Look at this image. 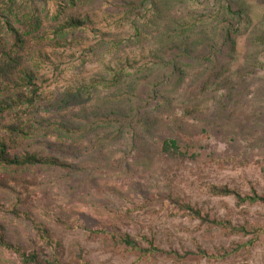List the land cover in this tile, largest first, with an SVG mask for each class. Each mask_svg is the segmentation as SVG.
Returning a JSON list of instances; mask_svg holds the SVG:
<instances>
[{
  "label": "rangeland",
  "instance_id": "rangeland-1",
  "mask_svg": "<svg viewBox=\"0 0 264 264\" xmlns=\"http://www.w3.org/2000/svg\"><path fill=\"white\" fill-rule=\"evenodd\" d=\"M9 1L0 0V12ZM151 1L158 13L152 12ZM108 4L109 0L34 1L35 12L49 25L67 14L89 17L84 36L93 39L96 50L84 63L67 68L54 84L52 104L40 116L48 133L35 134L29 141L72 145L70 156L67 148L39 146L40 152L65 161L92 158L79 174L37 169L29 175L31 186L22 202H14V194L0 188L5 238L27 250L35 246L34 228L3 210L15 205L45 224L66 264H264V202L240 204L233 194L210 189L224 185L243 195L256 191L264 196V0H145L142 5L150 6V12L136 17L140 29L124 19L114 43L90 36V28L112 26L106 20ZM228 4L240 11V18L226 13ZM57 11L61 12L53 19L50 14ZM152 15L156 17L149 22ZM196 15L205 22L185 30V23ZM228 22L239 29L232 34L231 48L219 36ZM207 40L206 47L202 42ZM152 47L172 64L134 73L142 62H149ZM117 63L131 65V76L119 87H108L100 78L106 79L107 66ZM176 67L182 69L180 75ZM209 68L221 73L207 76ZM210 76L213 82L202 88ZM92 80L95 84L88 85ZM68 86L70 98L55 107ZM110 114H124V121L132 125L118 132V123L93 125L96 115ZM142 117L147 130L139 125ZM60 124L79 131L60 132ZM96 139L98 146L80 155L78 146L91 147ZM172 199L188 202L212 218L243 225L247 232H229L201 221ZM126 233L142 248L149 247L148 238L160 250H134L120 240ZM198 248L208 255L198 253ZM170 250L191 254L176 258L164 253ZM223 250L231 252L209 256ZM0 264L21 263L14 252L0 247Z\"/></svg>",
  "mask_w": 264,
  "mask_h": 264
},
{
  "label": "trees",
  "instance_id": "trees-1",
  "mask_svg": "<svg viewBox=\"0 0 264 264\" xmlns=\"http://www.w3.org/2000/svg\"><path fill=\"white\" fill-rule=\"evenodd\" d=\"M34 1L36 0H10L8 3L4 2L5 11L0 12V174L2 177H0V188L12 192L15 198L14 202L23 201V196L29 189V186H31L28 180L29 175L37 169L59 168L61 170H68L69 173L79 174L87 169L88 162L92 158L89 157L78 162L65 161L54 154L50 155L49 153L39 151V146L45 147L46 145L47 147L48 143L45 144L43 142L42 144L39 141H29L35 134L48 133V127L41 121L40 116L43 114V110H47L48 106L52 104H49V102L54 96L52 91L54 84L59 79H63L62 76L67 71V68L84 63L89 55L95 54L96 50V45L92 44L93 39L88 38V35L84 36L86 24L87 22H91L87 21L89 17L83 20L67 14L59 19L55 25H49L45 18H41L35 12ZM41 1L46 2V0ZM190 1L195 2L197 0ZM144 2L145 0H109L108 5L111 11H106V20H110L113 23L112 26H107L105 29L90 28V36L93 35L94 38L99 36L102 42L107 40V43H109L108 41L114 43L113 40L117 33L123 31L122 21L124 19L132 21L133 25L137 29H140L138 25L140 18H136L140 13L145 14V12H150L148 9L150 6L153 8V13L159 12L152 1L150 6L147 7L142 5ZM225 11L237 18L241 16L240 11L233 10L229 4L226 5ZM60 12L57 11L50 15L53 19H56ZM154 16L156 17V15L149 17V22ZM44 17L46 16L44 15ZM193 18H191V21L185 23L183 27L185 30H188L191 26H195L197 22L199 24L205 22L203 17L198 18L197 16L195 20ZM228 24L227 27L222 26L219 36L221 37V42L229 44L231 48L233 44L232 34L239 31V29H236L231 22H228ZM196 35L197 33L193 36ZM136 39L139 38L136 37ZM202 43L207 47L208 40ZM27 44H30V48ZM167 48H170V45ZM185 50L188 51L187 45ZM150 52L149 62L146 65H143L145 63L142 62V66L133 70L134 73H138L139 70L141 72L145 69H153L159 65L165 67L168 64H172L170 61L167 62L162 59L161 50L152 47ZM158 58H161L162 61H159ZM144 59L147 60V58ZM151 63L153 66L146 67ZM130 67L131 65L123 63L107 66V78H100V80L108 87H119V84L131 76V73L128 71ZM173 68L172 66L168 72H171ZM176 70L178 71V75H180L182 69L176 67ZM214 70L213 68L207 69V76L211 73H213V76H215L216 72H218L217 74L221 73L219 70ZM212 77L210 76L201 87L205 88L208 82H213L211 80ZM133 78L137 81L138 78L141 79L137 76ZM93 84L95 83L92 80L88 85ZM243 86L245 87L246 85ZM69 88L70 86L66 88V93L58 101L56 100L55 107H59L61 103L70 98L72 92ZM77 88H80V86ZM124 119H127V116H124V114L96 115L92 122L93 125L99 127H109L118 123L115 127V130L118 132L125 125H132V123L124 121ZM139 125L144 126L146 130L149 128L147 120L143 117L140 119ZM58 130L70 135L79 131L75 127H67L61 124ZM94 141H91V147H79V145L80 155L92 152L94 148L92 145L98 146L100 139ZM48 146L53 151H66L67 148L66 154H69V156L72 154L70 150L73 152L72 145L49 143ZM210 189L215 194H233L240 204L258 201L264 202V196L258 194L256 191L243 195L238 190L230 189L224 185H213ZM172 202L180 209H184L188 215L199 218L201 221L218 225L229 232H247L246 227L243 225H233L229 220L212 218L209 214H204L199 208L181 199H172ZM3 210L11 213L16 219L27 222L31 228H34L37 234L35 233L36 241L34 248L27 250L19 243L7 240L4 236V227L0 224V247L14 252L19 257L21 264H66L58 254L57 247L59 243L53 239L50 230L45 224L38 221L32 213L24 210L21 211L15 205ZM120 238L121 242L134 250L144 253H154L160 250L148 238H145L149 243L148 248H142L140 243L130 234L126 233ZM237 248L238 246H236ZM49 251H52L50 255ZM223 251L222 254H210L209 256L223 257L231 252L229 250ZM197 252L208 255L201 248H198ZM164 253L176 258L191 254V252L186 251L181 255L175 250L164 251ZM82 263L86 264V262Z\"/></svg>",
  "mask_w": 264,
  "mask_h": 264
}]
</instances>
